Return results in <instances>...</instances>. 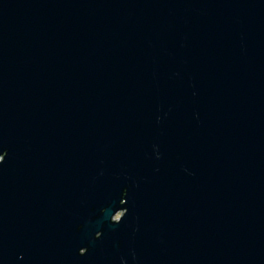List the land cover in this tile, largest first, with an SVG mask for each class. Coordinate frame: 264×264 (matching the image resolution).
Returning a JSON list of instances; mask_svg holds the SVG:
<instances>
[{
  "label": "water",
  "instance_id": "water-1",
  "mask_svg": "<svg viewBox=\"0 0 264 264\" xmlns=\"http://www.w3.org/2000/svg\"><path fill=\"white\" fill-rule=\"evenodd\" d=\"M0 264H264V0H0Z\"/></svg>",
  "mask_w": 264,
  "mask_h": 264
}]
</instances>
